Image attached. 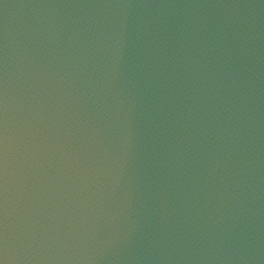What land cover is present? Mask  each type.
<instances>
[{
	"label": "clouds",
	"instance_id": "9594fccd",
	"mask_svg": "<svg viewBox=\"0 0 264 264\" xmlns=\"http://www.w3.org/2000/svg\"><path fill=\"white\" fill-rule=\"evenodd\" d=\"M0 264H264V0H0Z\"/></svg>",
	"mask_w": 264,
	"mask_h": 264
}]
</instances>
